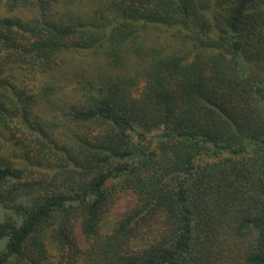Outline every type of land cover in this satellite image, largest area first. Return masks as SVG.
<instances>
[{"label":"trees","instance_id":"16d2710c","mask_svg":"<svg viewBox=\"0 0 264 264\" xmlns=\"http://www.w3.org/2000/svg\"><path fill=\"white\" fill-rule=\"evenodd\" d=\"M263 74L264 0H0V264H264Z\"/></svg>","mask_w":264,"mask_h":264},{"label":"rangeland","instance_id":"374dc122","mask_svg":"<svg viewBox=\"0 0 264 264\" xmlns=\"http://www.w3.org/2000/svg\"><path fill=\"white\" fill-rule=\"evenodd\" d=\"M142 39L145 42L146 45H159L165 48V51L169 54L171 53H177L179 51L185 52L186 47L182 46L180 42H178L175 39L171 38V35L168 31L162 28H153L150 27L146 31L142 33ZM79 62H83V66L87 71L91 72L90 68L93 64V60L95 58L90 56H81L78 58ZM87 64H91L88 66ZM80 73V70L77 71ZM264 75V74H263ZM67 78L69 79L67 83L71 87L77 86V80L80 79L78 77L77 79L72 76V74H68ZM134 197L131 193L122 194L121 199L117 202V204L114 206V208L106 214L103 223L102 228L104 231L110 229L114 223L119 219V217L133 204Z\"/></svg>","mask_w":264,"mask_h":264}]
</instances>
